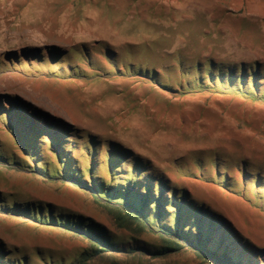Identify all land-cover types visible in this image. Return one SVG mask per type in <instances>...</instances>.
Returning a JSON list of instances; mask_svg holds the SVG:
<instances>
[{
	"label": "rangeland",
	"instance_id": "rangeland-1",
	"mask_svg": "<svg viewBox=\"0 0 264 264\" xmlns=\"http://www.w3.org/2000/svg\"><path fill=\"white\" fill-rule=\"evenodd\" d=\"M97 40L117 50L118 64L121 59L132 70L138 64L154 67L162 83L177 79L178 63L192 67L209 58L235 66L257 62L264 73V0H0L1 100L15 92L45 113L74 116L78 128L131 149L176 190L217 208L239 235L264 248V103L225 90L173 95L135 75L52 82L40 72L56 66L13 60L24 46ZM126 42L134 44V56L122 48ZM92 59H100L99 51ZM0 135L4 151L12 152L10 139ZM13 189L40 205L52 203L56 212L68 209L114 230L86 193L0 162V199L11 203L5 197ZM0 244L7 254L14 250L32 260L36 248L72 255L75 246L57 232L2 213ZM163 263L192 264L182 255Z\"/></svg>",
	"mask_w": 264,
	"mask_h": 264
},
{
	"label": "trees",
	"instance_id": "trees-1",
	"mask_svg": "<svg viewBox=\"0 0 264 264\" xmlns=\"http://www.w3.org/2000/svg\"><path fill=\"white\" fill-rule=\"evenodd\" d=\"M124 44L122 48L134 56V44ZM96 51L100 59L94 61ZM14 56L13 60L29 66L44 62L56 66L54 71L40 72L52 82L100 83L114 75H135L136 80L153 83L173 95L225 90L247 101L264 103V92H259V87L264 91V73L257 62L235 66L209 58L204 64L196 61L192 67L178 63L177 79L162 83L154 67L138 64L132 70L131 64L121 59L116 63L117 50L103 40L90 45L47 44L43 49L24 46ZM160 70L165 74L172 71ZM13 94L0 99V133L13 147L6 153L0 135V162L41 182L67 184L86 193L114 230L68 209L56 212L52 203L40 205L13 189L5 197L11 203L1 197L0 213L57 232L75 246L72 255L36 248L32 260L14 250L7 254L0 244V264H164L179 255L192 264H264V248L239 235L217 208L176 190L169 179L158 175L150 162L131 149L114 141L100 142L96 135L78 128L74 116L67 113L66 120L56 111L45 113ZM11 254L17 257L6 258Z\"/></svg>",
	"mask_w": 264,
	"mask_h": 264
}]
</instances>
